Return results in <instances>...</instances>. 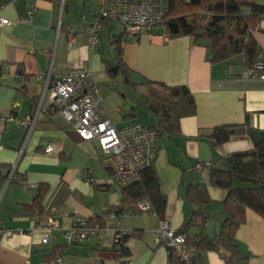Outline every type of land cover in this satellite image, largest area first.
Returning <instances> with one entry per match:
<instances>
[{"label": "crops", "instance_id": "1", "mask_svg": "<svg viewBox=\"0 0 264 264\" xmlns=\"http://www.w3.org/2000/svg\"><path fill=\"white\" fill-rule=\"evenodd\" d=\"M32 5L35 12L29 14ZM98 6L99 0H64L60 12L59 2L7 0L0 8V17L10 21L0 26V117L24 118L37 112L29 134L13 121L0 119V175L12 171L10 180L0 183V264H173L174 253L155 242L159 219L153 215L120 218L128 236L123 244L129 254L126 263L111 231L85 243L65 244L64 230L75 216L110 223L115 221L111 212L128 208L122 205V186L93 146L78 136L47 96L42 98L48 74L54 78L86 63L117 128L152 124L144 80L187 86L196 113L181 118L179 135L157 138L153 163L166 196L163 220L174 230L193 210L185 188L203 183L211 199L205 209L212 215L205 233L219 231L226 190L211 184L208 167L225 168V157L253 147L249 138L238 137L212 146L205 136L215 126L245 122L264 130V83L243 76L240 56L212 62L207 47L193 44L188 36L169 38L163 25L126 41L121 24L106 20L99 21L97 42L90 45L87 28L97 20ZM254 36L264 50V17ZM123 65L131 71L128 81ZM48 143L51 151H42ZM40 186H45L41 212L34 215L28 205L35 208ZM52 209L59 228L49 246L42 244L45 231L37 226ZM235 236L242 251L251 254L246 264H264V217L246 208ZM227 255L224 250L204 251L196 264H223Z\"/></svg>", "mask_w": 264, "mask_h": 264}, {"label": "trees", "instance_id": "2", "mask_svg": "<svg viewBox=\"0 0 264 264\" xmlns=\"http://www.w3.org/2000/svg\"><path fill=\"white\" fill-rule=\"evenodd\" d=\"M45 1L56 6L59 2ZM5 3L7 0H0V8ZM263 17L264 4L255 0H168V10L160 25H163L169 38L188 36L193 44L207 47L212 62L228 61L240 56L242 69L250 70L257 62L264 63V50L254 36ZM121 68L128 81L131 71L125 65ZM18 74H22L20 68ZM142 83L148 89L146 107L152 115L150 127L157 131L158 137L179 135L181 118L196 113V103L190 90L184 84L167 85L147 80ZM232 137L249 138L253 147L229 154L224 158L225 168L212 164L208 167L211 184L226 190L225 218L218 232L213 235L205 233L206 223L212 218L205 209L211 202L207 186L203 183L189 184L184 191L193 210L183 219L176 232L184 234L186 244L196 249L195 264L200 262L202 252L220 253L221 250L228 254L222 258L223 264H246L251 254L242 251L235 236L237 228L245 221L246 208L264 217V130L250 127L246 122L219 125L205 139L212 146H218ZM7 175H0V183L7 179ZM43 189L45 186H40L35 196V208L32 204L28 205L34 215L41 212ZM121 194L122 205L128 209L134 208L141 200H147L156 217L163 219L166 196L153 164L141 171L138 180L122 186ZM127 237V234L122 237L120 250L115 246L121 254L122 263H126L125 259L129 255L123 246ZM173 264L185 263L174 254Z\"/></svg>", "mask_w": 264, "mask_h": 264}, {"label": "built area", "instance_id": "3", "mask_svg": "<svg viewBox=\"0 0 264 264\" xmlns=\"http://www.w3.org/2000/svg\"><path fill=\"white\" fill-rule=\"evenodd\" d=\"M63 1L59 0L60 12ZM167 10L168 0H99L97 20L87 28L89 44L93 45L97 42L100 20L120 23L123 40L135 41L141 33L160 25ZM34 12L35 7L32 5L28 13ZM9 23L8 19L0 17V26ZM243 76L264 83V63L257 62L252 69L245 70ZM45 96L49 98L53 108L62 118L74 128L78 136L93 146L102 165L111 170L115 181L121 186L138 180L141 171L153 164L157 131L138 122L117 128L103 104L99 86L95 83L86 63L80 67L70 68L54 78L50 74L44 77L42 98ZM36 118L37 112L33 116L24 118L12 115L0 117L2 120L13 121L18 127L25 128L27 134L33 128ZM51 149V143H48L42 151L49 152ZM196 167L200 169L202 166L198 164ZM11 175L12 171L7 176V182ZM86 181L92 180L87 178ZM52 213L53 209L51 214L37 226L45 231L41 239L42 244L49 246L54 245L53 232L59 228L58 221ZM110 215L115 221L103 224L90 223L87 218L75 216L72 224L64 230L65 244L85 243L93 236L111 231L115 235L116 249L120 250L122 237L126 234L119 226L121 217L147 215L156 217L147 200L137 202L132 209L111 212ZM154 239L157 244H162L171 250L185 264H195L196 249L187 245L185 235L177 233L167 221L158 220ZM56 261L60 263L61 258H57Z\"/></svg>", "mask_w": 264, "mask_h": 264}]
</instances>
